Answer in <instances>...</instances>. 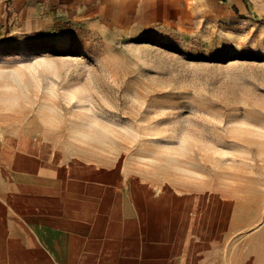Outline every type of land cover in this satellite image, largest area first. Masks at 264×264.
Segmentation results:
<instances>
[{"label": "rangeland", "instance_id": "rangeland-1", "mask_svg": "<svg viewBox=\"0 0 264 264\" xmlns=\"http://www.w3.org/2000/svg\"><path fill=\"white\" fill-rule=\"evenodd\" d=\"M7 2L0 171L104 183L236 254L243 226L264 220V16L191 8L99 33Z\"/></svg>", "mask_w": 264, "mask_h": 264}, {"label": "crops", "instance_id": "crops-1", "mask_svg": "<svg viewBox=\"0 0 264 264\" xmlns=\"http://www.w3.org/2000/svg\"><path fill=\"white\" fill-rule=\"evenodd\" d=\"M13 8L99 33L137 34L154 25L155 14L191 8L264 16V0H13ZM0 178V264H264L263 219L243 226L236 254L227 240L221 257L216 232L155 220L132 198L122 202L118 188L44 170L0 171Z\"/></svg>", "mask_w": 264, "mask_h": 264}, {"label": "trees", "instance_id": "trees-1", "mask_svg": "<svg viewBox=\"0 0 264 264\" xmlns=\"http://www.w3.org/2000/svg\"><path fill=\"white\" fill-rule=\"evenodd\" d=\"M10 4H11V0H8V2H7V7L9 8V6H10ZM10 12H8V18L10 17Z\"/></svg>", "mask_w": 264, "mask_h": 264}]
</instances>
